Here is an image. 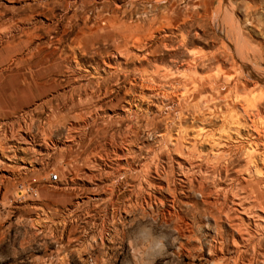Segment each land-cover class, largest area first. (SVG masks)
<instances>
[{
  "label": "rangeland",
  "instance_id": "374dc122",
  "mask_svg": "<svg viewBox=\"0 0 264 264\" xmlns=\"http://www.w3.org/2000/svg\"><path fill=\"white\" fill-rule=\"evenodd\" d=\"M39 1L0 0V264H264V0Z\"/></svg>",
  "mask_w": 264,
  "mask_h": 264
},
{
  "label": "bare ground",
  "instance_id": "6f19581e",
  "mask_svg": "<svg viewBox=\"0 0 264 264\" xmlns=\"http://www.w3.org/2000/svg\"><path fill=\"white\" fill-rule=\"evenodd\" d=\"M40 1H41V0H40ZM40 1H39V2H40ZM73 1H74V0H73ZM66 2H67V1H66ZM68 3H69V2H68ZM42 4H43V3H42ZM38 5H39V3H38ZM103 5H104V4H103ZM42 7H43V5H42ZM42 7H41V8H42ZM46 8H47V7H46ZM49 8H50V7H49ZM66 8H67V7H66ZM34 9H35V8H34ZM43 10H44V9H43ZM98 10H99V9H98ZM28 11H29V10H28ZM31 11H32V10H31ZM74 11H75V10H74ZM77 11H78V10H77ZM101 11H102V10H101ZM39 13H41V12H39ZM50 13H51V12H50ZM120 13H121V12H120ZM27 14H28V13H27ZM99 14H100V13H99ZM53 16H54V15H53ZM32 18H33V17H32ZM107 19H110V18L107 17ZM26 20H27V19H26ZM28 21H29V20H28ZM58 21H59V20H58ZM30 22H31V21H30ZM94 22H95V21H94ZM94 22H93V23H94ZM98 22H99V21H98ZM83 23H84V22H83ZM34 24H35V23H34ZM101 26H102V25H101ZM105 26H108V27H111V28H112V27L116 26V23H115V21H113V19H111V20H109L108 22H106V25H105ZM105 26H104V27H105ZM102 27H103V26H102ZM137 28H138V27H137ZM137 28H136V29H137ZM33 29H34V28H33ZM35 29H36V28H35ZM69 30H70V29H69ZM89 30H90L91 35H92V33H94L95 31H98L97 29L92 30V28H89ZM91 30H92V31H91ZM54 31H55V30H54ZM104 32H105V31H104ZM146 32H148V30H147ZM33 33H34V32H33ZM38 34H39V33H38ZM38 34H37V35H38ZM81 35H82V34H81ZM36 38H37V37H36ZM38 39H39V38H38ZM113 40H114V39H113ZM117 40H118V39H117ZM123 40H124V39H122V41H123ZM137 40H138V39H137ZM137 40H135V41H137ZM27 41H29V40H27ZM35 41H36V40H35ZM74 41H75V40H74ZM126 41H127V40H126ZM133 41H134V39H133ZM30 43H31V42H30ZM48 43H49V42H48ZM125 43H126V42H125ZM182 43H183V42H182ZM78 44H80V43H78ZM117 44H118V43H117ZM126 44H127V43H126ZM137 44H138V43H137ZM83 45H84V44H83ZM55 46H56V45H55ZM116 46H117V45H116ZM116 46H115V47H116ZM122 46H123V45H122ZM122 46H121V47H122ZM117 47H119V46H117ZM56 48H57V47H56ZM34 49H35V48H34ZM74 49H75V48H74ZM76 50H77V48H76ZM28 51H29V50H28ZM58 51H59V50H58ZM77 51H78V50H77ZM78 52H79V51H78ZM128 52H129V51H128ZM128 52H127V53H128ZM27 53L30 54V51L27 52ZM119 53H121V52H119ZM116 54H117V53H116ZM59 55H60V53H59ZM59 55H58V56H59ZM83 55H84V54H83ZM26 56H28V54H27ZM75 56H76V55H75ZM79 56H81V55H79ZM79 56H78V57H79ZM109 57H110V56H109ZM192 57H193V56H192ZM194 57H195V56H194ZM104 58H105V57H104ZM22 59H23V58H22ZM74 59H75V58H74ZM196 59H197V58H196ZM72 60H73V59H72ZM97 60H98V59H97ZM92 61H93V60H92ZM104 61H105V60H104ZM70 62H71V61H70ZM73 62H74V61H73ZM105 62H106V61H105ZM189 62H191V61L189 60ZM68 63H69V62H68ZM75 63H77V62H75ZM95 63H96V62H95ZM101 63H102V62H101ZM101 63H100V64H101ZM107 63H108V62H107ZM109 63H110V62H109ZM66 64H67V62H66ZM96 64H97V63H96ZM103 64H104V63H103ZM111 64H112V63H111ZM22 65H23V64H22ZM68 65H69V64H68ZM104 65H105V64H104ZM108 65H109V64H108ZM92 66H93V65H92ZM94 66H95V64H94ZM99 66H101V65H99ZM192 66H193V65H192ZM21 67H22V66H21ZM27 67H28V66H27ZM68 67H69V66H68ZM81 67H83V65H82ZM104 67H105V66H104ZM109 67H110V66H109ZM190 67H191V66H190ZM194 67H195V65H194ZM75 68H76V67H75ZM96 68H97V67H96ZM113 68H114V67H113ZM115 68H117V67H115ZM120 68H121V67H120ZM68 69H69V68H68ZM82 69H83V68H82ZM93 69H94V68H93ZM100 69H101V68H100ZM191 69H192V67H191ZM84 70H85V69H84ZM96 70H97V69H96ZM96 70H95V71H96ZM108 70H109V69H108ZM116 70H118V69H116ZM66 71H67V70H66ZM68 71H69V70H68ZM73 71H74V70H73ZM121 71H122V70H121ZM76 72H77V71H76ZM119 72H120V71H119ZM123 72H124V71H123ZM83 73H84V72H83ZM87 73L90 74L89 72H87ZM94 73H95V72H94ZM104 73H105V72H104ZM107 73H108V71H107ZM67 74H68V73H67ZM79 74H80V72H79ZM98 74H99V73H98ZM115 74H116V72H115ZM84 75H85V74H84ZM110 75H111V74H110ZM112 75H113V74H112ZM118 75H119V74H118ZM79 76H80V75H79ZM188 76H189V75H188ZM192 76H193V75H192ZM50 77H51V76H50ZM67 77H68V76H67ZM70 77H71V76H70ZM90 77H91V76H90ZM76 78H77V77H76ZM78 78H79V77H78ZM100 78H102V77H100ZM189 78H190V76H189ZM80 79H82V78H80ZM80 79H79V80H80ZM83 79H84V78H83ZM108 79H109V78H108ZM110 79H111V78H110ZM112 79H113V78H112ZM114 79H115V78H114ZM131 79H132V78H131ZM86 80H87V79H86ZM104 80H105V79H104ZM115 80H116V79H115ZM115 80H114V81H115ZM144 80H148V79L145 78ZM151 80H152V79H151ZM151 80H149V81H151ZM75 81H77V80H75ZM97 81H98V80H97ZM97 81H96V82H97ZM107 81H109V80H107ZM129 81H130V80H129ZM139 81H140V80H139ZM139 81H138V83H139ZM82 82H83V81H82ZM92 82H93V80H92ZM99 82H100V81H99ZM134 82H135V81H133V83H134ZM143 82H144V81H143ZM154 82H155V81H152V82L148 83V84H149L148 87H149V86H150V87H153L152 90H153V91H156L155 93H157V92H161V91H160L161 89H159L157 86L155 87V86L152 85ZM151 83H152V84H151ZM87 84H88V82H87ZM91 84H92V83H91ZM107 84H108V82H107ZM135 84H136V83H135ZM150 84H151V85H150ZM155 84L157 85V83H155ZM89 85H90V84H89ZM133 85H134V84H133ZM141 85H142V86L145 85V86H144V89H145V87H146L147 84H146V83H141ZM184 85H185V84H184ZM90 86H91V85H90ZM95 86H96V85H95ZM131 86H132V85H131ZM135 86H137V85H135ZM139 86H140V85H139ZM158 86H159V85H158ZM81 87H82V86H81ZM96 87H97V86H96ZM106 87H107V86H106ZM132 87H133V86H132ZM161 87H162V86H161ZM195 87H196V86H195ZM199 87H200V86H199ZM83 88H84V87H83ZM88 88H89V87H88ZM138 88H139V87H138ZM163 88H164V87H162V89H163ZM171 88H172V86H171ZM95 89H96V88H95ZM165 89H166V88H165ZM174 89H175V86H174ZM174 89H173V90H174ZM186 89H187V88H186ZM193 89H194V88H193ZM74 90H75V89H74ZM78 90H79V89H78ZM85 90H86V89H85ZM91 90H92V89H91ZM102 90H103V89H102ZM130 90H131V89H130ZM134 90H135V89H134ZM141 90H143V89H141ZM191 90H192V89H191ZM100 91H101V90H100ZM103 91H104V90H103ZM144 91H145V90H144ZM162 91H163V90H162ZM174 91H175V90H174ZM176 91H177V90H176ZM89 92H90V91H89ZM164 92H166V91H164ZM168 92L170 93L169 90H168ZM178 92H179V91H178ZM178 92H177V93H178ZM195 92H196V91H195ZM74 93H75V92H74ZM78 93H79V92H78ZM83 93H84V92H83ZM86 93H87V92H86ZM90 93H91V92H90ZM92 93H94V92L92 91ZM131 93H132V92H131ZM131 93H130V94H131ZM133 93H134V92H133ZM137 93H138V92H137ZM141 93H143V92H141ZM149 93H150V92H149ZM162 93H163V92H162ZM87 94H88V93H87ZM144 94H145V93H144ZM150 94H151V93H150ZM163 94H164V93H163ZM70 95H72V94L70 93ZM75 95H77V94H75ZM97 95H98V94H97ZM155 95H156V94H155ZM158 95H159V94H158ZM180 95H181V93H180ZM183 95H184V94H183ZM81 96H82V95H81ZM156 96H157V95H156ZM154 97H155V96H154ZM160 97H161V96H160ZM166 97H168V95H167ZM161 98H162V97H161ZM181 98H182V97H181ZM137 99H138V98H137ZM137 99H136V100H137ZM143 99H144V98H143ZM155 99H156V98H155ZM171 99H172V98H171ZM145 100H146V99H145ZM161 100H162V99H161ZM163 100H164V98H163ZM173 100H174V99H173ZM181 100H182V99H181ZM181 100H180V101H181ZM72 101H73V100H72ZM140 101H141V98H140ZM142 101H143V100H142ZM161 103H162V102H161ZM162 104H163V103H162ZM203 106H204V105H203ZM204 107H205V106H204ZM204 107H203V108H204ZM197 110L200 111L199 109H197ZM198 111H197V112H198ZM200 112H201V111H200ZM200 112H199V114H200ZM201 114L203 115V113H201ZM201 114H200V115H201ZM132 126H133V125H132ZM135 131H136V130H135ZM132 134H133V130H132ZM134 135H135V134H134ZM99 157H100V156H99ZM133 157H134V156H133ZM88 158H89V157H88ZM209 160H210V159H209ZM187 161H188V160H187ZM128 169H129V168H128Z\"/></svg>",
  "mask_w": 264,
  "mask_h": 264
},
{
  "label": "built area",
  "instance_id": "2783aa9c",
  "mask_svg": "<svg viewBox=\"0 0 264 264\" xmlns=\"http://www.w3.org/2000/svg\"><path fill=\"white\" fill-rule=\"evenodd\" d=\"M59 180L58 173L50 171L44 183L53 185ZM39 184L40 181L35 177H29L27 180H22L21 184H18L16 194L19 198H25L26 196H36L37 187Z\"/></svg>",
  "mask_w": 264,
  "mask_h": 264
},
{
  "label": "crops",
  "instance_id": "0c3cea01",
  "mask_svg": "<svg viewBox=\"0 0 264 264\" xmlns=\"http://www.w3.org/2000/svg\"><path fill=\"white\" fill-rule=\"evenodd\" d=\"M43 184H46V183H43ZM56 184V183H55ZM47 185V184H46ZM54 185V184H53ZM53 185H49V186H53Z\"/></svg>",
  "mask_w": 264,
  "mask_h": 264
}]
</instances>
